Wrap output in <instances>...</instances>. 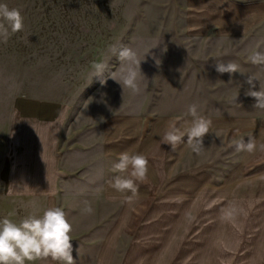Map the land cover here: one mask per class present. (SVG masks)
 <instances>
[{"label": "rangeland", "instance_id": "1", "mask_svg": "<svg viewBox=\"0 0 264 264\" xmlns=\"http://www.w3.org/2000/svg\"><path fill=\"white\" fill-rule=\"evenodd\" d=\"M0 3L20 10L24 18L22 31L7 43L0 41V219L9 213L15 222L43 215L46 201L24 195L25 184L16 176L30 143L55 124L61 134L56 155L68 173H60V190L49 208H61L72 224L75 264L89 263L86 245L102 230L93 226L95 213L110 210L97 194L98 176L109 172L101 158V129L108 120L189 116L193 103L200 115L234 114L256 103L245 95L247 76L255 78L253 90L264 85V66L248 59L263 49L262 42L253 35L239 40L186 35L184 0ZM112 45L132 48L142 60L140 69L148 81H141L138 93L110 78L115 74L120 79L121 65L109 51ZM229 61L240 65V73L215 71L216 63ZM94 62H106L108 68L91 78ZM86 206L93 208L92 214L83 211Z\"/></svg>", "mask_w": 264, "mask_h": 264}, {"label": "crops", "instance_id": "2", "mask_svg": "<svg viewBox=\"0 0 264 264\" xmlns=\"http://www.w3.org/2000/svg\"><path fill=\"white\" fill-rule=\"evenodd\" d=\"M184 4L186 35L216 40L253 35L264 49V1ZM201 116L211 126L200 154L186 142L173 148L162 139L170 122L183 127L190 115L122 116L102 126L101 158L109 172L98 176L97 194L110 210L95 213L93 226L102 230L86 245L88 264H264V152L235 149L240 139L264 143V111L251 107ZM60 137L55 124L47 126L25 151L16 176L25 184L24 195L46 201L45 210L60 190V173H68L56 155ZM124 152L143 154L149 162L147 179L137 182L138 196L131 201L126 198L131 193L111 187L118 175L113 164ZM230 205L239 212L226 220L224 211Z\"/></svg>", "mask_w": 264, "mask_h": 264}, {"label": "clouds", "instance_id": "3", "mask_svg": "<svg viewBox=\"0 0 264 264\" xmlns=\"http://www.w3.org/2000/svg\"><path fill=\"white\" fill-rule=\"evenodd\" d=\"M24 29V18L20 10L9 8L6 4L0 3V41L7 43L10 36ZM112 55L121 62L119 72L120 79L110 78L120 86L131 90L133 93L140 91L141 81L148 80L140 69L141 59L137 52L126 45H112L109 48ZM253 65L264 66V49L254 50L248 57ZM93 75L100 76L108 68L106 62H94L92 64ZM217 73H240V65L234 61L227 63H216ZM90 78V79H91ZM255 78L247 76L244 84L248 86L245 91L246 96L255 99V109L264 111V88L258 91L253 90ZM103 83V81H102ZM239 88L243 85H238ZM237 93L235 100L237 99ZM190 121L185 122V126H178L176 121L170 122L163 133V142L167 145L175 146L186 142L195 154H200L203 150V137L209 133L211 121L201 116L198 112V105L193 103L188 106ZM186 137V141L185 138ZM237 152L245 151L254 153L264 152V143L257 144L255 138H248L247 141L240 139L235 142ZM148 159L143 154L121 153L117 163L113 164V170L118 173L111 180V187L120 194L131 193L126 198L131 201L138 196V183L144 182L148 174ZM114 198V197H113ZM83 211L88 214L93 213L91 206H86ZM239 209L230 205L224 211L226 220L235 219ZM14 213L0 219V264H33L38 260L50 259L56 264H75L73 256V244L71 233L72 224L66 218V213L59 207L48 208L42 216L29 215L19 222H15L9 217Z\"/></svg>", "mask_w": 264, "mask_h": 264}]
</instances>
